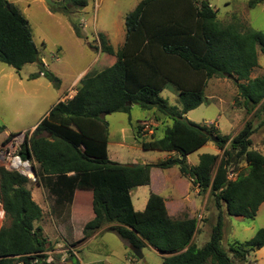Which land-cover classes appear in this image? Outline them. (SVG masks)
<instances>
[{"label":"trees","instance_id":"16d2710c","mask_svg":"<svg viewBox=\"0 0 264 264\" xmlns=\"http://www.w3.org/2000/svg\"><path fill=\"white\" fill-rule=\"evenodd\" d=\"M262 2L250 0L249 4ZM88 4L89 0H63L58 7L49 6L68 15L70 6ZM72 22L77 36L83 37L81 25ZM125 29L118 49L100 38L101 51L111 55L112 62L88 78L86 72L76 96L59 101L30 135L27 132L21 157L35 161L37 180L52 197L56 218H67L65 213L75 200L88 201L90 206L92 199L94 215L84 227L86 238L110 229L130 246H151L162 254L164 264L245 263L252 250L264 246V227L245 244L231 245L233 258L222 239L225 214L255 217L264 203V152L253 148V122L248 120L229 137L186 115L204 103L213 77H232L247 113L264 115V74L251 76L259 66L258 48L264 54V33L221 22L210 0H141L125 16ZM0 62L17 70L35 62L43 65L29 20L9 0H0ZM39 74L52 78L43 69ZM167 87L178 93L181 108L160 95ZM134 105L152 110L163 123L172 121L163 136L152 132L151 140L144 139V123L137 121L133 128L141 147L174 155L137 166L110 160L105 115L130 113ZM4 130L0 125V133ZM16 134L10 133L4 143ZM212 136L219 139L217 146L223 153L202 154L198 165H190L187 156L213 140ZM242 161L247 164L245 170L237 167ZM173 167L201 194L209 193L219 211L211 238L202 247L194 242L197 219L171 217L162 195L151 192L143 210L134 207L131 190L150 184L152 168ZM29 181L18 171L0 167V200L5 210L0 264H53L46 253L49 241L43 228L35 225L43 211L27 186ZM74 264L79 262L74 259Z\"/></svg>","mask_w":264,"mask_h":264},{"label":"rangeland","instance_id":"374dc122","mask_svg":"<svg viewBox=\"0 0 264 264\" xmlns=\"http://www.w3.org/2000/svg\"><path fill=\"white\" fill-rule=\"evenodd\" d=\"M140 1L89 0V4L84 8L70 6L71 13L64 15L51 11L44 0H9L29 20L44 66L35 62L17 70L0 62V125L5 126V130L0 133V146L7 133L30 131L31 126L36 123L38 125L69 91L72 81L81 72V77L87 72L88 78L112 62L113 57L101 51L100 38L105 37L109 44L118 49L125 40V16L133 11ZM249 2L250 0H210L211 5L218 11L221 22H236L243 28L251 27L264 33V2L254 7H251ZM73 20L81 25L83 37L77 36ZM258 55L259 66L252 72V78L264 74V54L260 48ZM42 69L50 73L52 78L40 75ZM32 74H38V77L30 78ZM77 85H80V81ZM160 95L171 105L181 108L179 95L172 87L165 88ZM205 96L204 103L187 113L189 120L213 125L221 135L229 137H234L248 120H252L255 128L252 136L253 148L264 152V115L256 117L253 113H247L232 77L211 78ZM105 120L109 124L110 160L121 164H150L164 160L169 155L168 152L160 150L143 149L135 135L133 127L139 120L144 123L143 137L146 140L152 139V131H156L157 137L163 136L166 126L172 124L169 120L163 123L155 119L152 110L134 105L130 113H110L105 115ZM216 152L223 153L217 142L211 140L204 147L189 154L187 161L195 166L199 164L202 154ZM237 167L245 170L247 164L242 161ZM153 172L155 193L168 198V206L173 215L182 211L176 217L182 219L191 215L197 219L198 232L194 242L200 247L205 245L210 240L218 219L219 211L214 199L209 193L197 194L195 188L190 185L191 181L181 175L178 167L153 168ZM231 172L233 170L230 171V177ZM235 177L234 174L233 179ZM29 179L27 186L43 211L41 220L35 222V225L43 228V233L49 241L46 253L54 264H74V259L79 261L75 252L85 264H164L162 254L149 245L142 249L144 258L139 259L129 243L113 230L103 229L86 238L84 227L94 215L92 199L90 206L88 201L75 200L71 211L65 213L67 218H56L52 214V197L40 185L38 177L36 180ZM186 189L190 201L183 195ZM151 192L150 186L147 185L131 190L136 210L145 208L144 199ZM172 196L175 197L174 202L169 199ZM262 227L264 203L255 217L225 214L223 248L233 258L232 252L229 251L230 246L245 244L253 239ZM243 264H264V246L252 250Z\"/></svg>","mask_w":264,"mask_h":264},{"label":"built area","instance_id":"2783aa9c","mask_svg":"<svg viewBox=\"0 0 264 264\" xmlns=\"http://www.w3.org/2000/svg\"><path fill=\"white\" fill-rule=\"evenodd\" d=\"M77 94V84H73L69 91L61 98L60 101L67 102L72 100ZM27 132H22L14 135L5 143L3 142L0 146V167H5L9 171H18L22 175L28 178L36 180V169L35 161L31 159H23L20 155V150L22 144L25 142L27 137ZM33 131H30L29 135ZM34 176V177H31ZM230 178L234 177V173L231 172ZM201 218V215L199 216ZM5 221V210L3 203L0 200V229L2 228ZM48 254V253H47ZM77 258L79 259V264H83L82 260L79 258L78 254L75 252ZM51 261V260H50ZM53 263V261H51ZM54 264V263H53ZM73 264V263H72Z\"/></svg>","mask_w":264,"mask_h":264},{"label":"crops","instance_id":"0c3cea01","mask_svg":"<svg viewBox=\"0 0 264 264\" xmlns=\"http://www.w3.org/2000/svg\"><path fill=\"white\" fill-rule=\"evenodd\" d=\"M125 36H126V34H125ZM124 43V42H123ZM82 73L83 72H81L73 81H72V83H71V86L73 85V84H78V82H79V80H80V78H81V75H82ZM70 86V87H71ZM40 121V120H39ZM36 126H37V123L36 124H34L33 126H31V130L30 131H33L35 128H36ZM153 132V131H152ZM10 133H7L6 135H5V138H4V140L6 139V137L9 135ZM109 143H110V140H109ZM109 146V145H108ZM204 147V146H203ZM217 153V152H216ZM171 155H174V153H169V155L166 157V158H168L169 156H171ZM188 157V156H187ZM170 169V168H169ZM153 175H154V172H153V168H152V170H151V182H150V184L149 185H147V186H150V188H151V191L152 192H154L155 193V191L156 190H154L153 189ZM40 185H41V183H40ZM190 185L192 186V184H191V182H190ZM42 186V185H41ZM145 186V185H144ZM195 190V192L197 193V194H199V195H201V193L199 192V189L198 188H195L194 189ZM158 194V193H157ZM132 195V194H131ZM160 195H162V194H160ZM183 195H184V197L185 198H188V193H187V189H186V191L183 193ZM163 196V195H162ZM34 197V196H33ZM148 197H149V194L145 197V199H144V204H145V206H146V204H147V200H148ZM164 197V196H163ZM164 199H165V203H166V207H167V209H168V213H169V215L171 216V217H174V218H178V217H176L177 215H180V213L182 212H180V213H178V214H172L171 213V211H170V209H169V206H168V203H169V200H168V198L167 197H164ZM170 200H171V202H174L173 200L175 199V197L174 196H172V197H170L169 198ZM133 200V199H132ZM188 200L190 201V199L188 198ZM183 207H184V204H183ZM193 208V207H192ZM193 210H195L194 208H193ZM193 216H191V215H187V217H184V218H192ZM83 264H85L84 262H83Z\"/></svg>","mask_w":264,"mask_h":264},{"label":"water","instance_id":"95a60500","mask_svg":"<svg viewBox=\"0 0 264 264\" xmlns=\"http://www.w3.org/2000/svg\"><path fill=\"white\" fill-rule=\"evenodd\" d=\"M48 5L50 6H54V7H58V2L56 0H44ZM212 139L216 142L219 141L218 138H216L215 136H212ZM137 165H142V164H135ZM133 253L139 258V259H143L144 258V254L142 249L135 247V246H131Z\"/></svg>","mask_w":264,"mask_h":264},{"label":"bare ground","instance_id":"6f19581e","mask_svg":"<svg viewBox=\"0 0 264 264\" xmlns=\"http://www.w3.org/2000/svg\"><path fill=\"white\" fill-rule=\"evenodd\" d=\"M31 177H34V176L31 175Z\"/></svg>","mask_w":264,"mask_h":264}]
</instances>
